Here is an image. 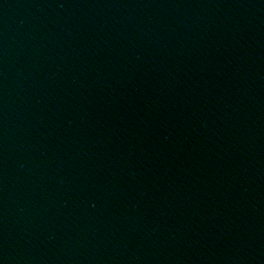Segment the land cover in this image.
Instances as JSON below:
<instances>
[{
  "label": "water",
  "instance_id": "water-1",
  "mask_svg": "<svg viewBox=\"0 0 264 264\" xmlns=\"http://www.w3.org/2000/svg\"><path fill=\"white\" fill-rule=\"evenodd\" d=\"M0 264H264V0H0Z\"/></svg>",
  "mask_w": 264,
  "mask_h": 264
}]
</instances>
